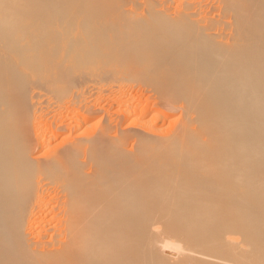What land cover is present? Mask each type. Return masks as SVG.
I'll return each mask as SVG.
<instances>
[{
    "label": "bare ground",
    "instance_id": "bare-ground-1",
    "mask_svg": "<svg viewBox=\"0 0 264 264\" xmlns=\"http://www.w3.org/2000/svg\"><path fill=\"white\" fill-rule=\"evenodd\" d=\"M87 76L41 140L33 109ZM126 76L140 109L85 96ZM173 258L264 264V0H0V264Z\"/></svg>",
    "mask_w": 264,
    "mask_h": 264
},
{
    "label": "rangeland",
    "instance_id": "rangeland-1",
    "mask_svg": "<svg viewBox=\"0 0 264 264\" xmlns=\"http://www.w3.org/2000/svg\"><path fill=\"white\" fill-rule=\"evenodd\" d=\"M27 22V21H26ZM30 22V21H29ZM16 38H17V40L18 39H20V37L18 38V37H13V40H16ZM39 40H41L40 42L43 44V34L41 35V37H40V39ZM39 42V43H40ZM85 79L83 80H80V82L78 83V85L76 84L75 85V87L74 88H72L73 90H71L70 89V91L68 90V91H66V92H63L61 95H60V97L58 98L57 96H55V95H53V94H48V96L46 95V98H45V102H43V99H41L40 101H39V105H37L36 106V108L35 109H33V110H35V111H37L36 113V115H38L39 116V118L41 119V120H39V123H41V124H38L39 125V127L41 128L40 129V134H39V136H40V139L42 140L43 139V135H44V133H43V131L45 130V128L47 129V131H50V127H49V125H50V122H44V120H47L50 116V114H48L47 115V113H49V111L50 110H54V109H58L57 111H59L60 109H62V111L64 112V114L66 115L67 114V116L68 117H70V115L73 113V112H75L74 110H72V101H73V99L75 98V96L74 95H76L78 92H80V91H82V90H86L87 89V87L89 88L91 85H92V82L90 81L91 80V78H89L88 79V76L87 77H84ZM84 83L86 84V85H84ZM118 83H120V84H118ZM114 84V85H113ZM115 84H116V86H115ZM83 85V86H82ZM107 85V86H106ZM112 85V86H111ZM85 86V87H84ZM99 86V85H98ZM102 86V87H101ZM101 86L99 87V90H101V91H99V90H92L91 91V93L95 96L97 93H98V95L96 96V97H94L90 92L88 93V92H86L87 94H85V96L87 97V99L90 101L91 100V102H93V101H95V99L96 100H98V101H101V98L102 99H105L106 100V98L107 99H109L107 102H109V103H107V104H110V103H112L111 101H113V97L114 96H117L118 97V99L120 98V99H127V101H128V98L130 99V106H136V104L138 103V101H139V106L137 105V109H140L141 107H143L144 105H145V103H146V101L145 100H147L148 98V95L150 94V93H148L149 92V90H148V87H145L144 85H142V84H138V83H134V81H132V77L131 76H126V77H123V78H121L117 83H108V84H101ZM120 86V87H119ZM128 86H129V88H128ZM144 86V87H143ZM82 87V88H81ZM109 87V88H108ZM112 87H114L115 89H113ZM34 90H33V89ZM36 87H30L29 88V90L28 91H30V93H32V92H37V94H40V95H43V90H41L39 87H37V89H35ZM81 88V89H80ZM104 88V89H103ZM123 88V89H122ZM133 88V89H132ZM110 89H111V91H110ZM120 89H122V90H120ZM135 89V90H134ZM137 89V90H136ZM140 89V90H139ZM150 89V88H149ZM41 90V91H40ZM110 92H109V91ZM126 90H128V91H126ZM131 90V91H130ZM39 91V92H38ZM113 91V92H112ZM115 91V92H114ZM95 92V93H94ZM102 92H104V93H102ZM112 92V93H111ZM69 93V94H68ZM75 93V94H74ZM103 95H102V94ZM114 93H116V94H114ZM134 93V94H133ZM136 93V94H135ZM91 94V95H90ZM111 94V95H110ZM114 94V95H113ZM121 94H123V95H121ZM132 94V95H131ZM110 95V96H109ZM113 95V96H112ZM120 95V96H119ZM73 96V97H72ZM93 97V100H92V98L91 97ZM99 96H101V97H99ZM104 98H103V97ZM106 96V97H105ZM63 97V98H62ZM70 97V98H69ZM125 97V98H124ZM131 97V98H130ZM53 98H54V100H53ZM91 98V99H90ZM147 98V99H146ZM47 99V100H46ZM64 99V100H63ZM134 99H136V100H134ZM145 99V100H144ZM60 100V101H59ZM111 100V101H110ZM142 100L144 101V103L142 102ZM135 101V103H133V102ZM137 101V102H136ZM60 102V103H59ZM66 102V103H65ZM64 103V104H63ZM71 103V104H70ZM132 103V104H131ZM55 104V105H54ZM60 105L61 107L64 105V107L63 108H61L60 106H58V105ZM151 104V103H150ZM50 105V106H49ZM143 105V106H142ZM54 106V107H53ZM57 108H56V107ZM68 106V107H67ZM71 106V107H70ZM53 107V108H52ZM66 107V108H65ZM52 108V109H51ZM48 109H50V110H48ZM68 110V111H70V114L68 113V112H66L65 110ZM39 110V111H38ZM115 110H117V107H113V109H111L110 110V114H114L115 113ZM43 112H46V113H43ZM156 112V113H155ZM40 115H39V114ZM154 113L156 114V115H154ZM151 114H153V115H151ZM158 114V115H157ZM170 114H172V113H170ZM45 115V116H44ZM49 116V117H48ZM135 117V116H134ZM152 119H151V118ZM154 117V118H153ZM157 117H159L161 120H162V118H161V115H160V113L159 112H157V111H154V112H151V113H149V115L145 118V121H146V125H149V124H155L154 122L156 121V119H157ZM43 118H44V120H43ZM154 119V120H153ZM160 119H157V120H160ZM160 120V125L162 126H157L158 128V130H160V131H158L160 134H162V135H164V136H169V135H173L176 131H177V129L179 128V126L182 124V121H183V118H182V116H181V114H180V112H178V111H175L171 116L169 115L168 117H167V119L166 118H164V120H162L161 121ZM100 122V123H99ZM181 122V123H180ZM43 123V124H42ZM69 123H71L72 124V121H70L69 120ZM101 123H102V118L98 115V116H96L93 120H91L90 122H88V124H85L84 126L85 127H83L84 129H86L85 131H87L88 133L90 132V133H93V131L95 132V131H98L99 130V128L101 127ZM148 123V124H147ZM164 124V125H163ZM100 126V127H99ZM82 128V130H84ZM42 129H44V130H42ZM88 129V130H87ZM49 134H47L46 135V140H47V146H45V148H42V149H40L38 152L36 151V153H34V155L35 154H37V156L40 158H43L44 156H46V155H48V153L47 154H45L46 153V151L48 150L47 148H48V146H49V149H50V151L52 150V149H56V148H59V147H62L64 144H66V142L70 139V137L68 136L69 134H64V135H62L61 137H58L57 139H49L50 137L48 136ZM50 142V143H49ZM47 147V148H46ZM45 151V152H44ZM49 151V150H48ZM33 155V156H34ZM40 155V156H39ZM44 155V156H43ZM36 156V155H35ZM43 156V157H42ZM169 253H171V251L169 252V250H165L164 251V253H163V256H165L164 254H167L166 256H167V258L169 257V258H171V256L169 255ZM165 256V257H166ZM177 263V259L176 258H173L172 260H170V262H167V264H176Z\"/></svg>",
    "mask_w": 264,
    "mask_h": 264
}]
</instances>
